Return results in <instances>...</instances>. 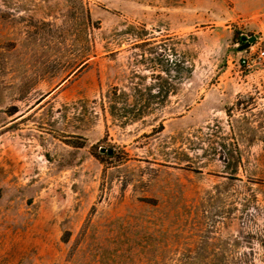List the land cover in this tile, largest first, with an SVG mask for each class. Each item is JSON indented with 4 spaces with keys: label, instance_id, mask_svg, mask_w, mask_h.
<instances>
[{
    "label": "rangeland",
    "instance_id": "1",
    "mask_svg": "<svg viewBox=\"0 0 264 264\" xmlns=\"http://www.w3.org/2000/svg\"><path fill=\"white\" fill-rule=\"evenodd\" d=\"M260 51L264 0H0V264H264Z\"/></svg>",
    "mask_w": 264,
    "mask_h": 264
},
{
    "label": "trees",
    "instance_id": "2",
    "mask_svg": "<svg viewBox=\"0 0 264 264\" xmlns=\"http://www.w3.org/2000/svg\"><path fill=\"white\" fill-rule=\"evenodd\" d=\"M154 64L150 67V69L155 72L157 69L162 73H166L167 75L171 74L172 64L169 62V59H163L158 56L153 59ZM177 74L179 78L182 80L185 77H188L193 72V64H191L185 57L177 64L176 67ZM155 74V73H153ZM157 76H162L161 73H158ZM161 91H164L165 97L168 98L169 95L174 91L172 87V83L168 79L162 84ZM152 89V86L149 87V90ZM155 95L150 98H147L143 104H141V100L135 98L134 100L125 101L121 107H118L117 103H112L110 105V112L114 117H121L123 123H130L141 119L149 110L152 109V102Z\"/></svg>",
    "mask_w": 264,
    "mask_h": 264
},
{
    "label": "water",
    "instance_id": "3",
    "mask_svg": "<svg viewBox=\"0 0 264 264\" xmlns=\"http://www.w3.org/2000/svg\"><path fill=\"white\" fill-rule=\"evenodd\" d=\"M241 39L244 41V43L240 45L239 49H243V48L250 46L256 40V36L255 35H251V36L242 35ZM101 151L105 152L107 151V148L101 147ZM108 152L112 153L113 149H108Z\"/></svg>",
    "mask_w": 264,
    "mask_h": 264
},
{
    "label": "built area",
    "instance_id": "4",
    "mask_svg": "<svg viewBox=\"0 0 264 264\" xmlns=\"http://www.w3.org/2000/svg\"><path fill=\"white\" fill-rule=\"evenodd\" d=\"M260 55L263 56L264 55V51H260ZM243 63H247L246 59H242Z\"/></svg>",
    "mask_w": 264,
    "mask_h": 264
}]
</instances>
